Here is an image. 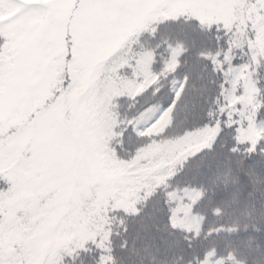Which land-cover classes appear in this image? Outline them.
I'll return each mask as SVG.
<instances>
[{"label":"snow or ice","instance_id":"obj_1","mask_svg":"<svg viewBox=\"0 0 264 264\" xmlns=\"http://www.w3.org/2000/svg\"><path fill=\"white\" fill-rule=\"evenodd\" d=\"M258 156L264 0H0V264H264Z\"/></svg>","mask_w":264,"mask_h":264},{"label":"trees","instance_id":"obj_2","mask_svg":"<svg viewBox=\"0 0 264 264\" xmlns=\"http://www.w3.org/2000/svg\"><path fill=\"white\" fill-rule=\"evenodd\" d=\"M252 167L258 174L264 171V159L258 156L253 161ZM236 192L239 193L241 199H248L250 196L254 197V202L257 205V209H259L260 193L254 189L246 173L241 174L240 181L236 185L221 187L219 190L213 188L210 191L209 199L214 201ZM229 235L238 242L249 243L256 249H264V217L257 211L256 215L251 219L241 221L236 230Z\"/></svg>","mask_w":264,"mask_h":264}]
</instances>
